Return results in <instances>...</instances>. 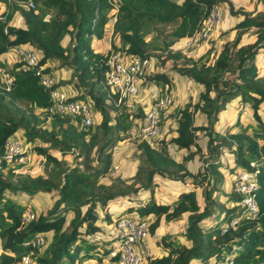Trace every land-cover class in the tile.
I'll list each match as a JSON object with an SVG mask.
<instances>
[{
    "label": "trees",
    "instance_id": "trees-1",
    "mask_svg": "<svg viewBox=\"0 0 264 264\" xmlns=\"http://www.w3.org/2000/svg\"><path fill=\"white\" fill-rule=\"evenodd\" d=\"M30 1L34 7L27 6ZM0 3L5 5L0 14V55L23 44L39 54L37 64L32 67L0 60V264H21L32 249L25 243L39 233L45 235V244L35 249L30 264H84L93 259L99 264H116V257H109L111 239L103 244L89 241L95 233L109 232L101 223L114 225L121 217L136 216L147 219L150 234H154L162 221L178 220L184 214L187 222L182 237L190 246L176 237L163 236L159 244L164 254L146 264H215L226 255H231L235 264H264V120L260 113L264 104V71L256 63V56L264 49V12L235 9L230 0H120L118 4L114 0H0ZM221 5L239 19L231 28L232 38H225L230 30L217 37L223 39L217 54H213L218 49L216 39L198 57L188 56L191 50L174 47L201 27L212 7ZM17 13L23 26L11 23ZM111 21L118 42L112 41L105 52L96 51L92 40L102 39ZM156 25L173 28L166 39L155 36L149 42L146 35L156 30ZM248 34L252 39L246 42ZM66 36L69 42L63 45ZM112 52L156 58L160 65L172 62L170 68L146 75L145 83H154L162 92L171 91L168 72L202 87L196 102L173 107L170 114L175 123L173 135L162 138L157 149L138 139L139 164L128 181L119 177L108 181L107 176L113 166L114 147L135 132L144 108L139 105L134 111L124 108L105 85L107 59ZM63 68L69 69L71 75L66 80L59 79L56 85H70L76 91L72 99L88 102L98 115L89 132L79 131L65 118L48 112L49 89L41 85L40 74ZM4 75L11 80L9 89ZM234 100L250 109L251 122L243 124L237 120L231 132L219 134L214 125ZM197 113L205 116L206 125H196ZM199 132L208 137V157L204 159L203 170L193 174L187 163L196 155L203 158L197 141ZM15 134L30 142L33 152L44 160L41 174L16 172L19 166L3 159L4 141ZM184 149L186 152L177 158L176 152ZM222 149L233 154L231 173L238 169L258 171V211L252 219L243 217L240 197L233 185L226 200L219 201L224 180L219 160ZM72 153L74 162L69 165L63 156ZM156 177L172 181L191 178L194 188L180 191L171 204L159 203L154 198ZM198 187L202 189L201 200ZM141 190L150 192L144 203L112 218L109 203L118 197L130 199ZM40 193L54 197L52 206L34 219L23 221L29 205L12 196L23 194L33 198ZM215 214L220 218L210 226L205 225L204 220ZM233 219H238L235 227L230 226ZM98 253L101 257H97Z\"/></svg>",
    "mask_w": 264,
    "mask_h": 264
},
{
    "label": "built area",
    "instance_id": "built-area-1",
    "mask_svg": "<svg viewBox=\"0 0 264 264\" xmlns=\"http://www.w3.org/2000/svg\"><path fill=\"white\" fill-rule=\"evenodd\" d=\"M120 0H114L118 4ZM27 6L34 7L33 2ZM224 11L221 6L212 7L201 27L190 37L180 40L177 49L203 50L208 46L220 30ZM13 62H20L27 67L37 64L39 54L29 45L23 44L11 51ZM108 71L105 76V85L111 93L117 95V102L128 110L137 108V98L141 86L145 83L146 75L152 69V59L139 56H128L119 52H112L107 59ZM56 73H41L40 83L49 89L50 106L48 112L65 118L79 131L89 132L95 124L96 112L88 102L72 99L65 90L56 85L59 81ZM6 88L9 89L11 80L3 77ZM174 107V96L171 91H160L153 101L144 108L139 126L136 128L137 136L149 146L157 149L163 138V124L170 117ZM32 144L24 141L18 134L12 135L4 141L3 159L19 167L16 172L25 173L24 168L32 161ZM255 167L254 163H251ZM117 165H113L111 175H115ZM257 169L236 170L233 177L235 193L240 197L239 205L243 209V217L252 219L258 211L257 193L259 191ZM36 217V213L28 208L23 214V221L27 222ZM238 219L230 221V226L235 227ZM150 237V222L147 219L140 220L136 216H124L115 222L113 228L106 232L91 235L89 241L92 244H103L111 239L109 257H116V264H146L153 258L148 239ZM26 245H31L30 252L22 258L21 264H30L31 256L35 249L45 244V235L39 233ZM101 257V253L97 254ZM92 264H99L97 260H90ZM215 264H235L231 255H226Z\"/></svg>",
    "mask_w": 264,
    "mask_h": 264
},
{
    "label": "crops",
    "instance_id": "crops-1",
    "mask_svg": "<svg viewBox=\"0 0 264 264\" xmlns=\"http://www.w3.org/2000/svg\"><path fill=\"white\" fill-rule=\"evenodd\" d=\"M230 1L233 3L235 9H237L238 6L240 7L242 5V6H246V7L256 8L257 12H264V0H239V2L234 1V0H230ZM0 5L4 6L3 3H0ZM4 8H5V6H4ZM229 15H230V13H229L228 8H227V15L224 11L223 21H222L220 29L224 30V28H226L228 26H232L233 22L235 24L238 21L239 17H235V16H231V15L229 16ZM226 16H227V18H226ZM19 17L21 18L20 15H19ZM19 26H23L22 18H21V25H19ZM219 31L217 33H215V35L213 36L212 39L217 40V37H218L217 34L219 33ZM109 38L115 40V42H118L117 37H115L113 34V23H112V21L106 25L105 33H104V36L102 39H99V40L93 39L92 40V47L96 51L105 52L111 46V42L109 41L110 40ZM249 38H251V36H249V34H248V35H246L244 41L248 42L249 40H247V39H249ZM220 40H221V38H220ZM68 42H69V37L66 36L63 40V45H67ZM179 42L174 46L176 49H177V46L179 45ZM103 45H106L105 51L104 50L101 51V49H100L101 46H103ZM209 47H210V44L208 46L204 47L203 50H199V51L198 50H192L190 52L195 53V57L196 56L198 57V56H201V54H203ZM217 47H218V45H217ZM11 55H12L11 52L4 53V54L0 55V60L3 61V59H7L8 63L9 62L13 63V59L11 58ZM261 61H262V63H261ZM256 63H257L258 69L261 72H263L264 71V49H262L259 52V54L257 55ZM48 65L53 67L54 63H48ZM158 69L160 70V68H158L156 66L155 71L156 70L158 71ZM160 71H164V70L162 69ZM55 73L57 74V76L60 79H64V80L68 79L71 75V71L69 69H66V68L58 69ZM168 75H169L170 80H171V86H172L171 92L174 95V106H183L188 101L196 102L198 100V94L202 90V87L200 85L194 83L193 81H191L190 79H188L186 77L180 76L178 74H174L172 72H168ZM61 87L70 96H74L76 94V91L70 85H63ZM158 90H160L159 87L152 82L143 83V85L141 86L140 93H139L138 98H137V105L142 106L143 108L147 107L153 101L156 94L159 92ZM177 97H179L178 101L175 100ZM228 106H229V109H224L220 113L219 120L214 125V130L216 132H218L219 134H225L227 131L231 132L233 130V126L237 120H239L243 124H248L251 122L250 121L251 111L249 108L241 107L237 103V100L230 102L228 104ZM228 106L226 108H228ZM263 112H264V104L262 105L261 111H260L262 118L264 120ZM248 115H249V117H248ZM195 117H196V125H206L207 121H206V118L203 114L197 113ZM245 117H246L247 121L243 120ZM97 120H98V115L96 114L95 122ZM174 129H175V123L173 122L172 118L169 117L163 124V138H169L171 135H173ZM134 133L135 132L131 133V135ZM199 133L200 134L202 133L204 135V137L207 138V141H205L204 144H202V142H204V141L201 138H200L201 140L199 138L197 139L199 145L202 148V157L207 158L208 157V148H207L208 137L203 132H199ZM129 138L130 137H128L127 139H129ZM127 139H125L124 141H121V142H125ZM121 142H119V143H121ZM119 143H117L113 149V157L117 153L116 147ZM184 152H186L185 149L176 152V157L180 159ZM227 154H229L232 157L231 163L229 166V170L223 166V162L220 160L221 152L219 155V160L222 164V167L220 168V170L224 176L223 183L220 186L221 191L219 193V195H221L219 201H221V202L225 201L226 195L229 193L230 187H232V185H233V177L235 174V173H231V171H230L234 167L233 154L231 151ZM199 158H200L199 155H196L194 157V159H192L191 161H189L187 163V168L193 174H195L198 170H201V171L203 170L204 163L202 161L200 162ZM136 170H137V166L135 167V170L133 172V176L136 173ZM226 177H228L227 184H225V178ZM131 178H129V179H131ZM192 188H194V185L192 183L191 178H186L184 181H172L169 179L156 177L155 178V187H154V198L159 203L171 204L174 201V199H176V197L180 191H182V190L187 191V190H191ZM197 193H198V199L201 200L202 189L200 187L197 188ZM149 196H150L149 191L141 190L138 192L137 195L131 196L130 199H126L124 197H120V198L118 197L117 199H115L111 203H109V211L112 215V218L115 217L116 215H118L119 213H121L122 211L126 210L129 207L141 205L142 203H144L148 199ZM132 213H134V212H132ZM100 215H101V213H100ZM186 216H187V214H184L180 219L174 220V221H169V222L162 221L160 223L159 227L157 228V230L155 231V233L150 234V237L148 239V243H149L150 249L152 251L153 257L161 256L164 254L163 247L159 244V240L163 236H170L171 238L176 237L180 242L184 243L187 246H190L191 243L182 237V234L185 230L186 222H187ZM152 218H153L152 216L149 217V219L151 221H152ZM219 218H220L219 215L215 214L214 216H211L210 218H207L204 220L205 225L210 226V225L214 224ZM101 225H102V228L104 230H106V229L111 230L113 228L112 224L107 225L105 223H101ZM84 264H92V263L89 260V261L85 262Z\"/></svg>",
    "mask_w": 264,
    "mask_h": 264
},
{
    "label": "rangeland",
    "instance_id": "rangeland-1",
    "mask_svg": "<svg viewBox=\"0 0 264 264\" xmlns=\"http://www.w3.org/2000/svg\"><path fill=\"white\" fill-rule=\"evenodd\" d=\"M239 2V0H234ZM23 4V3H20ZM5 6V5H4ZM4 6L0 5V14L3 13L5 11ZM222 10L225 11L226 15H227V7L225 5H221ZM238 8H243L244 10L250 12V13H256L257 10L256 8H251V7H246V6H238ZM230 16V15H229ZM228 16V17H229ZM227 18V16H226ZM13 25L15 26H19L21 25V18L19 17V15L17 14L14 19L11 22ZM234 26V22L232 23V26H228L226 28H224V30H230L229 33L225 36V38H232L234 35V31H232L233 29H231ZM156 30L152 31L151 33H148L146 35V40H148L149 42H153L154 39L156 38L155 36H157L158 38L161 39H166L169 32L171 31V29L173 28L171 25H156ZM223 29H221L219 31V33L217 34L218 36H220V34L224 31ZM115 36V35H114ZM219 38V37H218ZM110 39V38H109ZM251 38L247 39L250 40ZM223 39H217L218 41V49L213 53V54H217V51L220 48V44L221 41ZM110 42L115 41L113 39L109 40ZM106 45L101 46V51H105ZM188 56H195V53L193 52H187ZM257 57V56H256ZM156 58L152 59V66L151 69L152 71L155 72V65L158 66V68H160V70H166L168 68L171 67L172 62H167L165 65H160L159 60H157ZM4 62L8 63L7 59H3ZM262 63V61H261ZM9 64H11V62H9ZM162 68V69H161ZM158 69V71H160ZM157 71V70H156ZM160 92V90H158ZM173 94V93H172ZM179 95V94H178ZM174 96V95H173ZM179 97H177L175 100L178 101ZM229 109V106L228 108ZM264 114V112H263ZM249 117V115H248ZM245 121H247L246 117L243 119ZM198 138L202 139L204 142H202V144L205 143V141H207V138L204 137V135L201 133H199ZM129 139H127L125 142H121L117 145V153L116 155L113 157L112 160V165H117L118 166V171L115 175H111L109 174L108 177V181H112L114 178L119 177V178H123V180L128 181L129 178H131L133 176V172L135 170V167L138 166L139 164V152L137 150V144H138V136L135 130L134 134H130L129 135ZM200 139V140H201ZM33 152V149H32ZM229 149H222L221 150V158L220 160L223 162V166L229 170V166L231 163V156L227 153H229ZM55 155H57L58 157H60L59 153H56ZM74 153L72 154H66L65 156H63V159L66 160V162H68L69 165L73 164V160H74ZM204 159L205 158H199V161L204 163ZM43 165H44V160L37 154H35L33 152V156H32V161L30 163V165L26 168H24V170L26 171L25 173L30 174L32 176H36L39 175L43 172ZM222 167V166H221ZM227 170V171H228ZM226 173V172H225ZM228 182V177L225 178V184H227ZM14 199H16L19 202L22 203H27L29 206L28 208L32 209L36 214L41 213V212H46L53 204L54 202V197L51 194L48 193H41L40 195H36L33 198H29L26 195L23 194H19L17 196H12ZM218 197L220 199L221 195L218 194ZM226 200V199H225ZM71 214L68 216V219L70 218ZM1 252V250H0Z\"/></svg>",
    "mask_w": 264,
    "mask_h": 264
}]
</instances>
